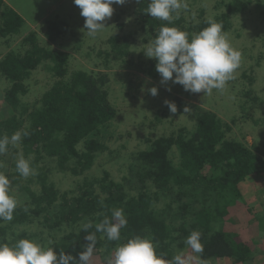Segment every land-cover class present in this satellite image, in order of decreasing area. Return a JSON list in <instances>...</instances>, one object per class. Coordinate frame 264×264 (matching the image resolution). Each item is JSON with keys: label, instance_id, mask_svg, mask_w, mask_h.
<instances>
[{"label": "trees", "instance_id": "16d2710c", "mask_svg": "<svg viewBox=\"0 0 264 264\" xmlns=\"http://www.w3.org/2000/svg\"><path fill=\"white\" fill-rule=\"evenodd\" d=\"M149 2L127 0L138 28L151 39L165 25L191 38L211 20L223 26L235 48L232 35L243 38L245 44L264 29V0H199L198 18L173 14L171 22L146 15ZM250 19L256 21L252 27ZM45 22L46 40L55 44L72 26ZM29 23L17 5L0 0V38L20 40L23 47L0 57V79L6 84L0 90V138L21 135L15 144L9 142L4 154L12 153V158L0 168L17 200L13 219L0 220V243L13 245L29 239L78 261L89 243L86 235L95 233L91 264H105L118 245L135 236L150 238L157 253L171 259L179 251H191L184 241L199 231L203 245V252L197 253L199 262L264 264V216L255 213L243 188L247 180L264 173V158L241 141L216 112L184 99L180 101L190 109L186 120L191 126H179L177 131L147 138L130 148L127 144L134 138L115 131L120 114L110 100L111 75L104 71L119 58L131 57L127 52L130 38L108 36L105 68L89 72L72 68L70 53L43 45L35 33L29 34ZM247 60L249 64L252 56ZM255 62L248 65L249 75L247 71L243 74L251 86L264 73V45L256 49ZM42 67L47 68L51 84L30 103L26 96L31 92V77ZM263 84L256 90L244 85L240 102L253 111L261 107L264 113ZM215 91L208 95L219 93ZM186 92L193 94L192 99H209L203 92ZM180 107L178 114L185 115ZM117 136L123 144H112ZM111 155L124 161L119 178L115 180L107 168L102 177L90 178L102 159L108 163L106 158ZM21 156L29 161L34 175L25 178L18 173L16 163ZM58 173L89 177L77 182L76 191L68 192L53 180ZM113 209H123L128 221L119 241H109L95 227L111 219ZM87 223L92 227L86 233L83 226Z\"/></svg>", "mask_w": 264, "mask_h": 264}, {"label": "rangeland", "instance_id": "374dc122", "mask_svg": "<svg viewBox=\"0 0 264 264\" xmlns=\"http://www.w3.org/2000/svg\"><path fill=\"white\" fill-rule=\"evenodd\" d=\"M64 1H66V4H64ZM5 2L10 5H17L21 9V12L30 21L27 25V32L29 34L35 33L43 45L46 43L50 47L53 46L56 49L70 53L71 67L74 69L89 72L103 71L105 68L103 67L105 62L103 53L108 36L120 34L130 38V46L127 52L130 53L131 57L119 58L118 63L117 61L116 63H110L109 68L104 70L111 75L110 100L117 107L120 114L116 121L115 131L117 134L131 135L134 138L129 142L130 144H127L130 148L140 146L147 138H154L165 132L177 131L179 126L192 125V122L186 120L188 112L185 113L186 116L179 115V111L171 113L165 104L167 100L174 102L178 110L181 108L180 106L185 109V103L191 102L216 112L233 127V133L241 141L264 158V113L261 111V107L253 111L248 106H244L242 101L240 102V89H243L244 85L256 90L257 86L264 83V73H260L258 78L256 77L253 86L250 85L248 79H243V74L246 71L249 75L248 65H252V60L254 62L256 60V49L264 45L263 28L261 31L257 30L244 41L245 44L242 42L243 38L237 39V34H231L233 45L242 54L240 66L234 73V79L226 83L228 89L225 86L223 90H217L219 92L217 95H208L209 99L196 98V100L191 98L193 94L187 93L183 86L179 84H173L172 82L161 84V76L156 71L157 61L147 58L143 53L145 51L144 45L152 39L144 31H141L135 23L132 3L126 2L122 6L113 5L115 9L113 16L103 22L107 28L98 32L95 36H88L85 33L86 29H84L85 18L81 16V9L74 4L73 0H5ZM187 4V9L182 8L178 14H174L177 16L181 13L187 17L190 15V17L198 18L201 11L199 0H187ZM46 20L47 25L48 21L64 23L63 25L71 24V30L66 32V37H63V40L58 44L51 43L46 40V31H43ZM255 24L254 19L249 20L250 27ZM19 41L0 38V57L12 50L23 48L19 46ZM251 56L252 60L248 64L247 57L250 58ZM142 69H145V71ZM149 69L152 70L150 74L147 73ZM259 70L262 69L259 68ZM30 83L31 92L26 96V100L33 103L51 84V76L47 68L42 67L34 72ZM5 86L4 80L0 79V90ZM154 86L158 88V95L155 97L147 91H141L142 87L150 89ZM1 99L0 94V101ZM180 99H184L185 103H182ZM112 144H123V140L117 136ZM11 158L12 153L3 154L2 158L0 157V168H3L5 161H10ZM106 159L110 161L106 163L102 159L100 164L93 170L95 172L90 178L102 177L104 168H107L110 172L112 171L111 175L115 180L119 178L122 174L123 159L114 155L108 156ZM88 177L86 175L76 177L71 174L58 173L53 180L60 190L74 192L76 191L77 182L81 184ZM243 188L246 199L254 207L255 213L264 216V173L247 180L243 184ZM187 253L197 256V253L192 251H187ZM197 262L200 264L198 260Z\"/></svg>", "mask_w": 264, "mask_h": 264}, {"label": "clouds", "instance_id": "9594fccd", "mask_svg": "<svg viewBox=\"0 0 264 264\" xmlns=\"http://www.w3.org/2000/svg\"><path fill=\"white\" fill-rule=\"evenodd\" d=\"M81 9V16L85 18L84 29L88 36H95L106 29L105 22L114 13L113 5H124L127 0H73ZM187 0H150L145 11L146 15L163 21L171 22L173 14L180 9H187ZM223 26L215 21H208V26L199 33L189 34L176 27L161 26L150 40L143 52L147 58L155 59L156 71L161 76V84L172 82L183 86L191 93L210 94L213 89L222 90L226 83L234 79V73L240 66L241 52L235 49L222 30ZM169 91L171 89H168ZM147 91L151 96L158 95V88L151 87ZM171 113L178 111L172 101H165ZM190 109L185 107L184 112ZM27 135V133H25ZM20 133H15L9 139L0 138V154L7 151L11 141H20ZM18 173L27 178L34 175V170L28 160L21 156L16 163ZM10 181L0 172V220L11 221L17 208V200L10 194ZM127 219L123 209H113L112 218H105L97 224L96 231L106 235L109 241L121 239V229L127 226ZM91 223L83 226L88 232ZM89 242L84 245V251L79 253V260L65 252L57 253L52 247H45L29 239H20L15 244L0 243V264H91L96 249L95 233L87 234ZM185 245L193 253H202L201 233L193 231L185 239ZM199 257L190 255L187 251H179L171 259L158 254L156 246L150 238L135 236L126 243L118 245L113 254L106 258L105 264H193ZM200 264H204L200 261Z\"/></svg>", "mask_w": 264, "mask_h": 264}, {"label": "crops", "instance_id": "0c3cea01", "mask_svg": "<svg viewBox=\"0 0 264 264\" xmlns=\"http://www.w3.org/2000/svg\"><path fill=\"white\" fill-rule=\"evenodd\" d=\"M244 184V183H243Z\"/></svg>", "mask_w": 264, "mask_h": 264}]
</instances>
